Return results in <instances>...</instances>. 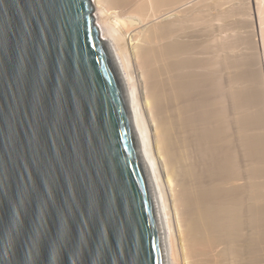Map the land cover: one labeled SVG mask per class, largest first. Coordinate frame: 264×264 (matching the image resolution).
Here are the masks:
<instances>
[{
  "label": "water",
  "instance_id": "95a60500",
  "mask_svg": "<svg viewBox=\"0 0 264 264\" xmlns=\"http://www.w3.org/2000/svg\"><path fill=\"white\" fill-rule=\"evenodd\" d=\"M0 264H168L93 0H0Z\"/></svg>",
  "mask_w": 264,
  "mask_h": 264
},
{
  "label": "bare ground",
  "instance_id": "6f19581e",
  "mask_svg": "<svg viewBox=\"0 0 264 264\" xmlns=\"http://www.w3.org/2000/svg\"><path fill=\"white\" fill-rule=\"evenodd\" d=\"M207 1L93 4L125 90L168 264H178L179 245L185 264H257L264 243V61L257 70L249 57H236L241 48L226 46L230 39L222 34L229 30L213 21L206 37L218 58H205L213 48L204 44L196 22L213 18ZM170 164L178 165L172 167L179 168L182 190L174 191L171 174L177 173ZM164 171L172 190L181 192L171 194L181 207L172 199L175 219Z\"/></svg>",
  "mask_w": 264,
  "mask_h": 264
},
{
  "label": "rangeland",
  "instance_id": "374dc122",
  "mask_svg": "<svg viewBox=\"0 0 264 264\" xmlns=\"http://www.w3.org/2000/svg\"><path fill=\"white\" fill-rule=\"evenodd\" d=\"M221 1V2H220ZM207 2H209V4H207V6H206V8H208V7H210V8H208L207 9V12H209L208 13V15L207 16H209V17H213V18H208V17H206V20H207V18H208V20L206 21V22H196V27H197V29L200 31V33H203V35H204V32H205V37L203 36V38H205V40H203V41H205L204 42V44H206V45H209L210 44V47H211V49L213 48V50L210 52V54H208V55H210L209 57H208V55H206V57L205 58H207V59H213V58H216V55H218V54H216V52H214L215 51V46L213 45L214 43L212 42V40H210L211 41V43H210V41H208V36L209 35H206V31H209L208 29L210 28L209 26L210 25H208L209 23H211L212 21L215 23V25H216V27L219 25V26H221L222 24H223V27H227V30H229V32L227 31L226 33H223L222 34V36L225 34V36H229L228 38L230 39H228L227 38V43H229V45H226V46H231V45H235L234 47H237L236 49L237 50H239L240 48V50L238 51V53L236 52V57H240L241 59H246V57H249L250 59H252V61L254 62H252L253 63V65H255V66H253L252 65V67H253V69H257V68H259L260 67V64L264 61V47H263V45H262V39H261V34H262V31H261V26H264V24H262V21H263V23H264V0H208ZM211 2V3H210ZM215 2V3H214ZM220 2V3H219ZM221 4H223V5H221ZM212 5V6H211ZM217 5V6H216ZM215 6V7H214ZM220 6V7H219ZM221 7H223V8H221ZM212 8V9H211ZM218 8V9H217ZM234 9H235V11H234ZM241 9V10H240ZM210 10H212V11H210ZM231 10V11H230ZM212 12V13H211ZM215 12V13H214ZM218 12H220V14L222 15V17H220V19H219V17H218V15H220ZM222 12V13H221ZM230 12H233V13H230ZM227 13V14H226ZM229 13V14H228ZM238 13V14H237ZM240 13V14H239ZM259 13V14H258ZM212 14V15H211ZM235 16H234V15ZM242 14V15H241ZM215 15V16H214ZM227 15V16H226ZM223 16H224V19H223ZM217 17V18H216ZM227 18V19H226ZM261 18H263V20L261 19ZM215 19V20H214ZM218 21H217V20ZM225 21H223V20ZM245 19H247V20H245ZM222 20V21H221ZM219 22V23H218ZM239 22H241V23H239ZM245 22V23H244ZM201 24V26H200V24ZM214 23H211V24H214ZM249 23V24H248ZM206 24V25H205ZM247 24V25H246ZM208 25V26H207ZM238 25H239V27H238ZM255 25V26H254ZM242 26V27H241ZM250 26V27H249ZM222 27V26H221ZM205 28L207 29V30H205ZM239 28V29H238ZM243 28V29H242ZM235 29V30H234ZM241 29V30H240ZM245 29V30H244ZM262 29H263V27H262ZM202 30V31H201ZM211 30V29H210ZM243 30V31H242ZM251 30V31H250ZM256 30V31H255ZM231 31V32H230ZM250 31V32H249ZM235 32V33H234ZM249 32V33H248ZM252 32V33H251ZM211 33V32H210ZM210 33H207V34H210ZM234 33V34H233ZM248 33V34H247ZM212 34H214L215 35V32L212 30V33H211V37H213V35ZM231 34V35H230ZM240 34H242V35H240ZM239 35V36H238ZM254 35V36H253ZM256 35V36H255ZM207 36V37H206ZM224 36V37H225ZM251 36V37H250ZM259 36V37H258ZM210 37V38H211ZM243 37V38H242ZM255 37V38H254ZM226 38V37H225ZM240 38V39H239ZM251 38V39H250ZM211 39H214V38H211ZM239 39V40H238ZM236 40H238V42H236ZM250 40V41H249ZM257 40V41H256ZM202 41V42H203ZM208 41V42H207ZM233 41H234V43H233ZM241 41V42H240ZM242 41H244V42H242ZM213 43V44H212ZM226 43V44H227ZM231 43V44H230ZM256 43V44H255ZM212 44V45H211ZM250 44V45H249ZM253 44V45H252ZM248 45V46H247ZM261 45V46H260ZM252 46H254V47H252ZM257 46V47H256ZM259 46H260V48H259ZM248 50H247V49ZM263 49V50H262ZM245 50H247V51H245ZM246 52V53H245ZM212 53V54H211ZM240 53H242V54H240ZM251 53V54H250ZM215 54V55H214ZM222 54V57H223V53H221ZM220 54V55H221ZM226 54V53H225ZM248 56H247V55ZM219 55V56H220ZM245 55V56H244ZM250 55H251V57H250ZM254 55H255V57H254ZM259 55V56H258ZM213 56H215V57H213ZM254 57V59H253V57ZM257 56V57H256ZM242 57H244V58H242ZM259 57H262L261 59L259 58ZM204 58V59H205ZM218 58V57H217ZM216 58V59H217ZM262 61V62H261ZM260 69V68H259ZM259 69H257V70H259ZM263 90H264V86H263V88H262ZM161 166H162V164H160ZM170 166H171V164H170ZM172 166H174V167H178V165L176 164V165H172ZM169 167V171L171 170V168H173V167ZM162 168V167H161ZM163 168H165L164 166H163ZM178 169V172H180L179 171V168H177ZM177 169H174L173 168V170L175 171V173L174 174H176L175 175V177L176 178H174V175H173V173L171 174V176H173V178L171 177V176H169V178L171 179L172 178V180L171 181H173V182H175L176 184H177V182L179 181L178 179H177V177L179 178V175H178V172L176 171ZM164 170V169H163ZM166 170V169H165ZM168 170V169H167ZM171 172H172V170H171ZM165 174V175H164ZM164 174H163V180H164V182L163 183H165L167 180H169V179H167V175H166V171H164ZM169 174H170V172H169ZM180 176H181V174H180ZM180 178H182V177H180ZM179 178V179H180ZM175 180V181H174ZM176 180H177V182H176ZM181 181V180H180ZM179 181V182H180ZM173 182H169V181H167V185L165 184L164 186L166 187L165 189H166V191H167V193H168V195H169V199H170V201H169V203L171 204L170 205V210H171V212H172V215H173V218L175 219L176 218V215L174 216V214H176L175 213V207H172V205L175 203V202H177V200L176 199H178V197H176V199L174 200V197H171L172 195L171 194H173V192L175 191V190H182V185H180L181 186V189L180 188H178L179 186H178V184H180V183H178L177 185L175 184L174 185V187L173 188H176V189H174V191L172 190V185H170L169 183H173ZM176 186V187H175ZM170 187V188H169ZM172 192V193H171ZM180 191H176V192H174V194H176L177 195V193H178V195L177 196H179V194L181 193H179ZM174 200V203H173V200ZM176 205H179L178 203H175ZM179 207H180V205H179ZM178 207V208H179ZM180 210H181V207H180ZM183 211V210H182ZM181 211V212H182ZM178 238V237H177ZM263 244V245H262ZM179 245V244H178ZM263 246V247H262ZM260 247H262L261 249H262V251L260 250L259 251V262L261 263V264H264V243H261L260 244ZM260 247H259V249H260ZM177 263L178 264H185V256H184V254H183V251H182V249H181V247H180V245L177 247ZM257 260H258V258H257ZM258 262V263H259ZM257 263V264H258ZM259 263V264H260Z\"/></svg>",
  "mask_w": 264,
  "mask_h": 264
}]
</instances>
